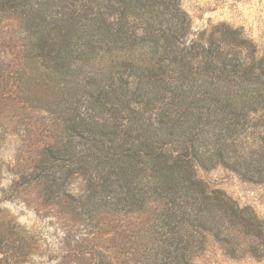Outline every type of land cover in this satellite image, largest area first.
<instances>
[{"label": "trees", "instance_id": "1", "mask_svg": "<svg viewBox=\"0 0 264 264\" xmlns=\"http://www.w3.org/2000/svg\"><path fill=\"white\" fill-rule=\"evenodd\" d=\"M181 1L0 0V148L25 131L0 264L41 254L2 205L32 193L80 229L77 264L264 257V220L198 176L264 182V46Z\"/></svg>", "mask_w": 264, "mask_h": 264}, {"label": "rangeland", "instance_id": "2", "mask_svg": "<svg viewBox=\"0 0 264 264\" xmlns=\"http://www.w3.org/2000/svg\"><path fill=\"white\" fill-rule=\"evenodd\" d=\"M181 6L190 15L196 32L206 31L219 22H226L242 28L245 35L259 46H264V0H182ZM23 129L24 126H21L19 134L6 135L0 148V163L3 166L0 186L5 190L12 189L14 184L15 174L12 169L24 142ZM198 176L212 187L222 189L239 206L252 208L264 220V182L243 180L223 166L199 170ZM3 195L4 191L0 190V197ZM2 205L39 240L41 254L36 255L30 264H77L73 255L66 254L73 246L72 237H80V229L77 231L76 227L72 228L54 209L41 207L35 193L7 198ZM90 229L86 227L87 232ZM194 264H264V257L228 259L213 247Z\"/></svg>", "mask_w": 264, "mask_h": 264}]
</instances>
